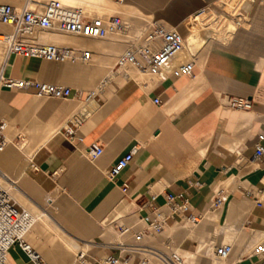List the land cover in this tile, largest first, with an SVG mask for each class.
I'll return each mask as SVG.
<instances>
[{"label": "crops", "instance_id": "1", "mask_svg": "<svg viewBox=\"0 0 264 264\" xmlns=\"http://www.w3.org/2000/svg\"><path fill=\"white\" fill-rule=\"evenodd\" d=\"M219 1L121 0L120 5L138 12L144 20L175 27L186 40L184 24L202 8L219 6ZM20 2L0 0V4L14 8ZM241 12L247 14L248 23L235 29L226 41H211L206 52L195 43L186 45L182 62L196 58L190 77L171 76L161 83L153 79L142 83L120 75L102 88L96 103L84 102L83 98L98 85L100 73L95 74L98 83L93 80L88 83V73L81 66L16 57L17 68L9 76L67 86L73 94L72 103L59 106L58 102L63 100L39 99L23 93L35 100L26 103L15 92L0 93V118L8 123L10 142L0 153V171L31 204L36 217L33 228L45 233L46 229H52L57 238L58 252L52 255L44 252L45 264H72L68 258L71 254L91 247L94 248L88 255L97 259L103 253L99 245H121L114 243L117 240L113 230L130 223L132 215L143 214L140 205L148 194L156 196L155 206L162 203L166 193L183 194L193 207L200 209L217 192H225L228 199L222 209L216 210L221 214L220 222L227 218L226 205L232 199L238 200L245 206L233 212L230 232L255 230L259 235L264 212L252 208L237 188L264 185V161L258 167L247 162L257 134H264V0L244 3ZM123 47L122 42L112 41L111 46L81 49L91 52L97 71H105L108 65L97 67L98 62H112L109 64L112 66ZM225 92L248 94L251 110L241 112L224 107L220 96ZM153 98L158 99L157 106L152 104ZM12 100L16 109L10 105ZM12 113L26 120L25 129L16 135L9 118L1 117L15 118ZM75 113L86 116L78 130L84 142L95 141L102 148V154L94 161L85 158L82 145L67 143L61 134V128ZM28 137L33 138L29 150H22L23 144L13 143L20 138L25 144ZM260 144L264 148V140ZM132 146L136 151L129 165L114 181H108L105 171ZM31 158L36 172L28 169ZM55 201L63 206V226L40 208ZM210 211L208 207L203 210L198 224L175 219L164 229V238L181 243L180 249L174 250L184 261L198 264L199 257L206 258L203 254L195 258L191 255L197 253L198 247L193 236L213 234L210 231L216 223L205 217ZM245 225L253 230L244 229ZM35 234L38 239L32 241L39 247L37 244L45 237ZM219 234L225 238L230 235L224 228ZM192 241L197 243L194 252L189 251ZM6 264L30 263L14 248Z\"/></svg>", "mask_w": 264, "mask_h": 264}, {"label": "built area", "instance_id": "2", "mask_svg": "<svg viewBox=\"0 0 264 264\" xmlns=\"http://www.w3.org/2000/svg\"><path fill=\"white\" fill-rule=\"evenodd\" d=\"M114 1L121 3V0ZM251 1L234 0V3L239 6L236 9L239 20L231 18L216 5L202 8L191 16L184 29L187 33L194 30L196 34L206 32L211 21L209 15L211 12L233 22L235 29L243 27L248 23V17L247 14L241 12V6ZM145 25L146 32L141 37L129 33L121 39L124 49L116 56L111 69L114 71L129 68L143 76L153 77L159 83L165 82L171 76L190 77L196 58L192 57L191 60L172 65L176 54L183 47L182 34L174 27L167 26L160 21L145 20ZM0 26L5 28V30H0V45L4 49V63L0 68V92H22L39 99L51 98L63 101L73 96L71 88L8 76L5 73L6 63L12 57H17L54 64H87L92 57L89 50L39 43L36 32L56 30L72 36L109 41L113 40L124 28L118 16L89 19L78 11L65 8L59 2L52 0L45 3L23 0L18 8L0 4ZM106 83L105 78L101 80L95 90L84 94L83 101L96 103ZM220 100L222 105L230 110L248 112L252 108L250 96L245 93L225 92L221 94ZM158 103L157 98L152 99V104L157 106ZM85 119V115L75 113L70 116L60 131L67 143L82 145L85 158L88 161H94L102 154V148L95 141L84 142L78 130ZM7 129V121L0 118V153L4 152L10 144ZM262 140H264V134L258 133L252 153L247 159V162L255 167L260 166L264 161V148L260 144ZM135 151V146H132L118 157L105 171V178L110 182L114 181L119 173L129 165ZM27 166L30 171H37V167L30 162ZM124 190L123 185L121 191L124 192ZM237 190H240L242 198L248 201L252 208L264 212V185H247L245 188L238 186ZM155 198V195L148 194L140 205L143 214H134L130 223L115 228V233L119 237L127 238L128 242L121 245H99L100 252L103 253L97 259L88 255L94 247L83 252L78 251L73 255L72 264H148L144 255L151 253L160 264H179V257L174 250L163 254L142 246V243L150 237L159 235L167 224L175 219L198 224L206 207L209 210L219 209L228 199V195L219 191L200 209L193 207L183 194L166 193L162 196V203L157 206L153 204ZM33 223L31 215L18 207L13 202L9 191L0 185V264H6L9 253L14 248L25 256L28 263L44 264L40 255L25 240ZM245 227L249 228L248 225ZM262 228L263 237L257 244L246 249L242 248L238 252H234L230 244L216 245L211 250V260L216 264H241L244 260L247 261L246 264H264V225ZM180 245L181 243L176 248L180 249ZM106 250L111 252H106Z\"/></svg>", "mask_w": 264, "mask_h": 264}, {"label": "bare ground", "instance_id": "3", "mask_svg": "<svg viewBox=\"0 0 264 264\" xmlns=\"http://www.w3.org/2000/svg\"><path fill=\"white\" fill-rule=\"evenodd\" d=\"M34 1L39 2V3H45V2L51 1V0H34ZM52 1L59 2L65 8L74 9L89 19L90 18L106 19V18L111 17V16L121 17L122 18L121 21L124 24V28L121 32H119L115 36V38L113 40H109V41H100V40H96V39H92V38H83V37H79V36H72V35H68L65 33H60L56 30L36 32L37 41L39 43H42V44H51V45H54L56 47H61L62 45H65V46H71V47H78V48L83 47V48H89L90 49V48L111 46L112 41H120L121 42V39L123 37L127 36L129 33H132L136 37H141L146 32V27L142 26L138 23H135L131 17L134 15H137L140 17H142V16L138 12L120 5V3H118V2L113 3L109 0H52ZM15 2H17V1H15ZM14 4H16V3H14ZM219 6L224 7L225 13L228 14L231 18H237L239 20V17H237V15H236V9L239 6H238V4L234 3V0H222L220 2ZM209 15L211 16V21L209 22V26L207 28V31L213 32V36L216 37V39L213 37L215 40L226 41L229 38V36L234 32L235 24L233 22H232L233 24H231L230 22H228L230 20L224 18L221 15H218L220 17L216 16L215 14H213V12L210 13ZM189 21L184 24L185 27H187V24L189 23ZM2 28L5 29L4 27H2ZM180 34H182V33H180ZM186 40L184 38L183 47L176 54V56L172 62L173 66L178 65L180 63V61H184L183 60L184 57H182V56L185 53L184 48L186 47V45L188 46V43L191 46H192V44L195 43L199 47L203 48L204 52H206L208 45L211 42V41H208L203 35H201V32L199 34H196L195 30L187 33ZM123 49H124V47H123ZM123 49H122V51H123ZM2 51L4 52V49H3V46L0 45V66H2V64L4 63V59H3L4 53ZM109 57H113V56H109ZM17 62H18V60L15 59L14 57H12L9 60V62L6 63V66H5L6 72L5 73L7 75L12 74V72L16 70ZM104 62L100 61V62H98V64L97 63L96 64H97V67H103V68H104V66L106 67V65H108V67H106L105 71H97L96 70V66H94L95 63H94V60L92 59V57H91V60L87 64H74L73 63V65L81 66L84 68V70H86V72L88 73V83L89 82L92 83V80L95 81V83H98L95 80V74L100 73V76H101L100 81L105 78L107 80V83L105 85H107L109 82H111L114 78H116L118 76L117 74H118L119 70L113 71L111 69L112 66H109L110 63L108 64V62L107 63H104ZM123 70H124L125 76H127L128 78H132L138 82L144 83L145 81L150 80V79L156 80L153 77L150 78L147 76H143V75H141V74H139V73H137V72H135L129 68H123ZM121 75H124V74H121ZM96 78H98V77H96ZM33 81H35V80H33ZM35 82H38V81H35ZM95 83L93 82V84H95ZM50 84H52V83H50ZM55 85H57V84H55ZM90 87H91V84H90ZM95 89H96V85L92 88L91 91H93ZM55 100H60V99H55ZM29 162L34 164L33 158H31ZM0 185L9 191L10 196L12 194L11 198H12L13 202L15 204H17L16 202H18L21 205H23L25 209H23V208L22 209L25 210L27 213H29L31 215V217L33 218L34 223L31 227L30 231L28 232V234H29L31 232L34 224L36 223V218L32 214L34 212L31 209V204L28 201H25L23 199L22 195L19 194L18 190H16L15 187L13 186V185H15V183L11 179H9L1 171H0ZM244 206L245 205L242 206V203H240L238 200L232 199V201L228 205H226L225 210L227 212V218H226V220H223L222 222H220L221 214L219 213V211L211 210L210 212H208V214L205 216L207 218V220L212 221V222H214V221L217 222V226L215 227L213 234L211 236V237H213L212 244L215 243L214 246H216L220 243L219 242V236H220L219 233L222 230V228H224L227 233L234 236V238L239 237L240 234L242 235L243 232L240 230H237L236 232H230L231 231L230 227L232 225L233 212L237 208H241V207L244 208ZM30 211H32V213ZM167 226H168V224H167ZM28 234L25 236V240H26V237L28 236ZM244 236H245V234H244ZM209 237L210 236H206V235H201L199 238L196 236H193V238L195 240H197V242H198V247H197V253L194 255H191V258H195L196 255L203 254L202 248L205 247L203 245V241ZM262 237H263V231H261L258 235V232L253 230V231H251V233L248 236L244 237L243 242L245 243V245L243 243H242V245L248 246L251 242H255L259 238H262ZM239 238H241V237H239ZM209 239H211V238H209ZM213 247L211 246V250ZM31 248H32V246H31ZM211 250H210V252H211ZM35 252H37V251H35ZM175 252L177 253V255L179 257V260H180L179 264H192L191 262L184 261L183 257H181L177 251H175ZM40 257L45 264V260L43 259L42 255H40ZM244 262L245 261H242L241 264H243ZM148 264H150L149 260H148ZM156 264H160V263L157 262ZM212 264H216V263L213 262Z\"/></svg>", "mask_w": 264, "mask_h": 264}, {"label": "rangeland", "instance_id": "4", "mask_svg": "<svg viewBox=\"0 0 264 264\" xmlns=\"http://www.w3.org/2000/svg\"><path fill=\"white\" fill-rule=\"evenodd\" d=\"M109 1H111V2H113V3H116L114 0H109ZM22 2H23V0H22ZM22 2H20L19 4H22ZM12 6V5H11ZM21 6V5H20ZM19 6V7H20ZM217 7H219L221 10H224V7H221V6H218L217 5ZM16 8H18V7H16ZM225 11V10H224ZM212 13V12H211ZM214 13V12H213ZM132 17V20L135 22V23H138V24H140V25H142V26H145L146 27V25H145V20H144V18L143 17H140V16H137V15H134V16H131ZM120 19L122 20V18L120 17ZM0 30H5V29H3L2 27H0ZM201 35H203L205 38H207V40L208 41H217V40H215L216 39V37L215 36H213V32L212 31H206V32H204V33H201ZM215 39H214V38ZM214 39V40H213ZM62 46H65V45H62ZM61 46V47H62ZM3 52V51H2ZM4 53V52H3ZM183 57V56H182ZM15 59H16V57H14ZM18 59V58H17ZM93 59V58H92ZM115 60V59H114ZM182 62V61H181ZM42 63H44V62H42ZM111 63V62H110ZM114 63V62H113ZM121 74H124V75H121ZM118 76H120L121 75V77H123V76H125V73H124V70H123V68H121V69H119V72H118V74H117ZM9 76V75H8ZM145 80V79H144ZM2 92H8V91H2ZM1 93V92H0ZM11 93H14V92H11ZM15 94H17L18 95V97L19 98H21V100L22 101H24V102H26V103H30V102H34L35 100L33 99H31V98H26L25 96H23L24 94L23 93H21V92H15ZM47 100V99H46ZM57 103V102H56ZM69 103H72L71 101H70V99L69 100H67V101H59L58 102V104H59V106H63V105H68ZM10 105L12 106V107H14V109H16L15 108V101L14 100H12V102L10 103ZM12 115H14L15 116V118L13 117H10V116H8V115H3V116H1V117H8L9 118V120L11 121V125H12V127H14V134L16 135V133H19L22 129H25L24 127H26V120H25V118L24 117H19V115H17L16 113L14 114V113H12ZM67 116H69V114H67ZM22 139V138H21ZM13 143H17V144H19V145H22L23 144V148H22V150H29L30 148H31V146H32V144H33V138H26V140H25V144H24V142H22L21 140H20V138H18L17 140H15V141H13ZM20 155V154H19ZM18 159H19V157H18ZM21 166L23 167V166H25V163L23 164V163H21ZM11 196H12V194H11ZM17 205V204H16ZM18 206V205H17ZM20 207V206H19ZM65 207H67V208H69V210H71V208L69 207V206H65ZM20 208H22V207H20ZM40 208H42V209H44L45 211H47L56 221H58V223L61 225V226H63V215H61V213H62V210H63V206L62 205H59L58 204V201H55L52 205H42ZM221 209H222V207H221ZM33 210V209H32ZM73 210V209H72ZM74 211V210H73ZM72 211V212H73ZM216 211V210H215ZM219 211V210H218ZM31 213H32V211H30ZM33 215H34V213H32ZM34 217H35V215H34ZM36 218V217H35ZM215 223H216V225H217V222L216 221H214ZM247 222V221H246ZM216 225H214L213 226V229L210 231V234H212L213 233V231H214V229H215V226ZM242 227V225L240 226V228ZM250 227V226H249ZM51 228H53V226H51ZM244 228H246L245 226H244ZM249 230H253V228L251 229V227L250 228H248ZM247 229V230H248ZM260 231H263V228H261V229H259ZM46 233L45 232H41V230H39L38 228H33L32 230H31V232L28 234V236L26 237V241H27V243L28 244H30L31 246H32V248L35 250V251H37L40 255H44V252H47V253H49V254H51L52 255V253H57L58 252V247H57V244L55 243L56 242V240H57V238L54 236V234H53V231H52V229L50 230V229H46ZM115 230H113V232H114ZM36 232H38V235L40 236V235H42L43 237H45V239L43 240V241H40V240H38V241H40L39 242V244H37V245H39V247H37L35 244H34V242L32 241L33 239H38L37 238V235L35 234ZM112 231H111V234L113 233ZM166 233V231L164 230L162 233H160L159 235H157V236H155V237H150L149 239H146L143 243H142V246H144V247H147V248H149V249H151V250H154V251H158V252H162L163 254H167L168 253V251L169 250H174V249H176V246L178 245V243L177 242H173L172 241V243H171V241L170 240H167L166 238H164V234ZM251 232L250 231H244L243 233H242V235L240 234L239 235V237H241V238H239V237H237V238H234V236H231V235H229L227 238H225V236L223 235V234H220V236H219V241L220 242H223V244H230V245H232L233 246V248H234V252H236V251H240L243 247H244V245H245V243L243 242V239H244V237L245 236H248L249 234H250ZM244 234H245V236H244ZM209 235V234H208ZM115 238H116V240L117 241H114V243L115 242H121L122 244H125V242H128V240L127 239H122V237L121 238H119V236L117 235V233H116V235L114 236ZM209 238H211V239H209V240H204L203 241V245L205 246L204 248H202V250H203V256H206V258L204 257V258H198V264H212L213 263V261L211 260V252H210V250H211V244L210 243H212V241H213V237H209ZM235 239V240H234ZM242 243L244 244V245H242ZM208 244H210V245H208ZM255 244H257V243H254V244H252L251 246H253V245H255ZM196 246H197V243L196 242H194V241H192L191 242V248L189 249V251L190 252H194L195 251V249H196ZM250 245L249 246H247V247H245L244 249H246V248H249V247H251ZM184 248L185 247H187V244H185L184 246H183ZM153 251V252H154ZM175 251V250H174ZM73 255L74 254H71L68 258H69V263L72 261V258H73ZM208 256V257H207ZM144 257H146L148 260H156V258H155V256H153V254L151 253V254H145L144 255ZM245 262L243 263V264H246L247 263V261L246 260H244Z\"/></svg>", "mask_w": 264, "mask_h": 264}]
</instances>
